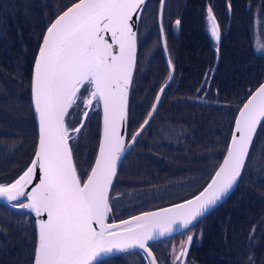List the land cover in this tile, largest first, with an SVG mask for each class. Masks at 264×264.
<instances>
[{"label": "snow or ice", "instance_id": "obj_1", "mask_svg": "<svg viewBox=\"0 0 264 264\" xmlns=\"http://www.w3.org/2000/svg\"><path fill=\"white\" fill-rule=\"evenodd\" d=\"M144 4L145 0H78L46 27L31 82L38 120L36 152L18 178L0 182V198L37 218L33 264H100L105 256L130 250H140L147 264H158L149 242L174 233L186 238L179 249L172 246L170 259L172 264H186L194 224L229 195L246 163H251L253 139L264 121V85L239 110L223 163L215 167L210 182L198 194L169 208L108 222L112 212L109 192L117 164L126 147L136 143L149 125L167 87H160L146 118L126 145L129 92L137 63L134 28ZM163 5L160 0L162 36ZM175 23L178 27L180 20ZM206 28L218 52L221 31L211 7L206 10ZM163 46L166 51V39ZM260 50L264 52V44ZM168 65L174 70L170 59ZM172 78L169 75L167 80ZM93 101L96 108L102 105L103 131L94 166L82 183L69 142L83 123L70 127L66 117L70 109L83 107L86 118Z\"/></svg>", "mask_w": 264, "mask_h": 264}, {"label": "rangeland", "instance_id": "obj_2", "mask_svg": "<svg viewBox=\"0 0 264 264\" xmlns=\"http://www.w3.org/2000/svg\"><path fill=\"white\" fill-rule=\"evenodd\" d=\"M24 1L26 0H23V2ZM159 1L160 0H151L149 2L146 9L143 11L139 25L138 43L140 47L136 73L131 89L130 107L128 108V139H130L132 134L139 128V125L143 123V120L146 118V114L154 103L158 89L166 83L165 78L168 74V70L161 56L158 24L155 21V16L150 10L151 8H155L156 3L158 5ZM170 1L172 0H167L168 4L166 3V8L164 10L165 23L172 24L173 28L177 32H180L178 31L179 27L176 26L175 21L178 18L177 15L181 12V17L185 22L183 24L181 34L185 39L190 35L192 30L194 31L196 27L202 28L199 20L204 6L207 3L213 2L217 4L220 12H222V6L227 0H206V2L200 4L198 8L194 7V0H175L177 3L174 8V13L170 10ZM230 1L236 2V0ZM70 2L71 1L69 0H64L56 4H46V17L44 18V23L46 22L45 26H47L49 20H52L51 18L54 14L56 15L60 9ZM236 4H244L246 7L250 8L255 6L257 7V1L255 0H244L240 3L236 2ZM245 8L241 13L239 11L237 12L239 15L237 20H234L232 17L229 18L226 26L221 29V38L218 45L219 51H216V56L214 54L211 61L202 63L199 71L194 76L190 84H185L189 89L184 88L183 92L180 91L171 97H169L170 91H164L165 97L159 106L158 113H156L155 117L152 118L149 125L141 133L137 143L133 146L131 151L127 153L122 163L118 165L116 180L122 178L125 180L126 178H129L130 175H133L138 182L135 185H130L129 182L125 180L122 183H119L121 184V188L119 190H117V188L116 190H111L110 196L113 197V199H111V203H114L115 207L112 208V212L109 214L108 222L120 221L136 214L137 212L151 210L157 206V204H154L155 201H158L159 204L162 205L179 199L190 198L196 190H198L202 184L206 182L207 178L205 176H208V171L210 169L211 172L215 170V167L219 163L227 148L228 136L231 130L229 129L227 133L226 127H228L229 124H220V122L223 123V121L215 115H210L208 118L200 115L201 119L206 121L204 123L209 128V137L207 139L197 141V139L188 133L191 123L190 111H204V113H207L205 109L208 110L209 107H211L209 105V101L214 104L216 103L217 106H221V104H217L218 100H211L210 95H208L210 91L207 92L204 97L200 98L199 93L195 91V87H193V85L199 80L203 71L208 66H210V70H208L209 72L206 76H210L217 81L218 75L222 73L225 68L222 64V60H226L223 59L225 55H223V52L227 47L225 44L228 43V38L232 36V32L235 33L236 38H251L253 41L249 45V51L250 58L252 59H249L248 57H246V59L250 61L252 60L253 62L257 60L260 64H264V52L260 50V45L264 44V12L256 14L253 22L249 23L252 14L251 12L244 14ZM13 12L14 10L10 8L9 13L12 16ZM256 13H258V11ZM14 15L16 18L13 20L18 19L16 21L17 24H22L23 26L27 25L26 28H31L32 24L25 23L17 12ZM217 21L221 28L220 20L217 19ZM245 24L246 26H243ZM241 29L246 32H241ZM33 33H35V31H33ZM177 36L178 35L173 36L172 49L175 56L173 59H176L177 61L178 73L179 77H181L182 65L179 59V57L181 58V54L174 46V39H177ZM207 36L211 41V46L216 50V42L210 37L208 32ZM177 41L181 40L177 39ZM22 43L27 42L20 41L18 42L19 46ZM211 46L210 50L212 49ZM14 53L15 49L11 48L9 55H14ZM200 53L201 49L198 50L197 57L200 56ZM245 53L247 54L246 51ZM246 54H244V50H241L239 53L240 58L242 59L243 56L248 55ZM27 58L29 60V56L25 57L24 62H27ZM11 61L14 60L12 59ZM12 64H15V62ZM246 69H249V67ZM83 91L84 88L81 90V95H83ZM251 91L252 89L249 91V94ZM211 93L215 94L214 92ZM7 104L10 105V103ZM231 104L232 103L230 102V105ZM95 105L96 102L94 101L92 105V109L94 110H91L84 126L81 128L79 139L78 135L75 134L76 138L73 140V158L77 167V174L80 176L81 180L86 176L85 174L88 172L89 167L94 160L97 146L100 114L99 108H96ZM13 106L16 107L15 110H12L16 113L15 116L17 117L10 119L4 113L0 118V161L2 166L0 167V181H3L1 178L8 175L10 171L18 174L19 168L26 165L30 154L33 153L32 145L33 143L35 145L37 138L35 131L34 135L31 133L32 129L29 120L30 117L33 116L32 110L27 121L22 120L19 122V116L22 114L27 117L28 109L26 106L23 108L21 102L17 99L16 102L13 103ZM226 106H228V104ZM214 108L217 110V114L220 113L222 116V111H220L217 107ZM82 109L84 108L82 107ZM80 111L81 108L79 110L75 107L72 109V112L69 115L70 125H76L81 114ZM165 111L170 113L167 116V120L169 121L166 122L164 128L157 131L156 121L160 115L159 113ZM175 118H179V123L177 125L178 127L173 129L175 124L172 121ZM11 120H15V128H4L11 127ZM163 133L165 136L159 137ZM176 134H178L180 140H177ZM27 150H29V152L25 153ZM196 157L201 158L199 163L195 160ZM254 162L255 157L251 158L250 164L246 163V165H248L245 167V170L238 182L235 197L223 206L228 205L222 208L218 214L213 215L210 221L207 215L201 219V221H204L207 224V234H215L219 228H221L222 233H227L228 247L226 253L228 255L235 256V264H264V185L256 183L257 179L260 177L255 179L252 175V170L250 168L253 166ZM127 171L129 174L128 177ZM199 173H202L203 176ZM255 187L258 191H252ZM2 205H0V229H4L6 233H10L14 237L12 240L19 249L18 253L12 255L11 259L16 261L17 258V262L21 264H26L27 262L28 264H33L35 246L32 245L30 247L26 245L29 241H25L23 235L27 232L26 227L28 225L25 224L30 217L11 209V204L7 206L2 203ZM124 207H127L129 213L127 215L122 214L124 215L122 217H117L115 214L117 209ZM251 208H254L255 210L252 211L253 209ZM215 211H218V209H215L212 212ZM250 221L251 225L250 227H247ZM254 223L257 224L254 227V229L257 227V236L253 239L250 238L249 235L244 236L242 229H245V232H248V229L250 228L251 231V227ZM34 224L35 223L32 222L34 228V238H36ZM201 229L202 227L200 226L197 232H195L193 228L192 231L195 233V236L199 237L201 235ZM185 238L186 237L184 235L177 234L176 236L162 241H157L155 244L151 243L150 245L153 244V246L157 249L164 250V252L160 255L163 264H172V260L170 259L172 246L179 249L181 241L185 240ZM236 238H238V240H236ZM159 243L163 244L164 247L157 246ZM249 249H255V255L250 258H246ZM8 250L13 251L12 246H9ZM135 253L141 254L140 252L132 251L129 254H121L122 256L119 257H127L130 254ZM195 254L196 253L192 251L187 253L186 264H198L195 263ZM208 258L210 263L220 260V257L218 256L214 257L209 255ZM117 260H110V258H108L102 260L100 264H115L118 262ZM121 264L123 263L121 262ZM220 264H226L223 258L221 259Z\"/></svg>", "mask_w": 264, "mask_h": 264}, {"label": "trees", "instance_id": "obj_3", "mask_svg": "<svg viewBox=\"0 0 264 264\" xmlns=\"http://www.w3.org/2000/svg\"><path fill=\"white\" fill-rule=\"evenodd\" d=\"M60 1H64V0H43V1L26 0L24 2L23 0H0V118L4 113L10 119H14V117H17L15 116L16 113L13 111L16 109V107L13 106V103H15L17 99L21 102L23 108L26 106L28 109L27 117H25L24 114H22L21 116H19L20 118L19 122H21L22 120H26V121L28 120L30 116V112L32 110L30 103V92H29L30 79H31V66L38 46V42L41 37V34L40 32L37 31L35 25L38 27V23H41L43 19L46 17V4H56ZM69 1L71 2L66 6H64L62 9H60L59 12L67 8L76 0H69ZM242 1L244 0H236V2L238 3ZM255 1H257V7L255 6L253 8H250V7H246L244 4L238 5L236 4V2H231L230 0H227L222 6L223 9L222 12H220L217 4L213 2L207 3L204 6L201 18L199 20L200 24L202 25V28L196 27L194 31L192 30L190 32V35L185 39L181 34L183 29V24L185 23L184 19L181 17V12H179V14L177 15L178 16L177 20H180V25L178 26L179 27L178 31L180 32H177L173 28L172 24H167L165 23L164 20V29L167 35V45L169 49L170 58L172 59L175 58L172 49L173 36L178 35L177 39L181 40V41H177V39L175 38L174 46L176 47L177 51L181 54V58L179 57V59L180 62H182L181 63L182 68H181V77L179 80L182 84L184 85L190 84L194 76L199 71L202 63L211 61L213 59L214 54L216 56V50L214 49V47L211 46V41L208 38L207 33L205 32V16H206L207 8L208 7L212 8L213 14L215 15L216 19L220 20L221 27L223 28L226 26L229 16H232L234 20H237V18L239 17L237 12L239 11L241 13L245 7L246 8L244 10V14L251 12L252 15L249 20V23L253 22L255 14H261L262 12H264V0H255ZM204 2H206V0H194V7L198 8L199 5L203 4ZM176 3L177 1L175 0H172L169 3L170 10L173 11V13ZM229 3L231 4L230 10L228 8ZM10 8L14 10L13 16L9 13ZM157 9H158L157 3L155 5V8L150 9L152 14L155 16L156 22H157ZM257 11L258 13H256ZM16 12L25 21V23L32 24L31 28H26L27 25L23 26L22 24L20 25L17 24L16 21L18 19L13 20L16 18V16L14 15L16 14ZM54 16L55 14L52 16L51 19H53ZM243 26H246V24ZM33 31H35V33H33ZM241 32L244 33L246 31L241 29ZM30 40H34L31 47L27 52L23 53L27 43H22L19 46L18 42L20 41L28 42ZM252 41L253 40L251 38L249 39H246L245 37L236 38L235 33L232 32V36L228 38V43L225 44L227 47L223 52V55L225 54L223 59L226 60H222V64L224 65L225 68L222 71V73L218 75L217 81L216 79H214L213 81L215 87L218 90L217 93L219 100L217 101V104H221V106H212V107H217L220 111H222V116L220 115V113L217 114V110L216 113L213 112V114H216L215 116L221 119L222 121L224 119L225 124H229L228 127H226L227 133L229 129L231 130L228 136V141L230 140L232 134L234 120L237 115L236 112L240 106V103L247 97V95H249V91H250L249 88L254 89L260 82L264 80V64H260V62H257V60L253 62L252 60L250 61L246 59V57L252 59L250 58V51H249L250 48L249 45L252 43ZM11 44L15 49L14 55L16 58L11 57L12 54L9 55V52L11 50ZM210 46L212 48L211 50H210ZM206 48L210 51L211 57H208L205 54ZM200 49H201L200 56L197 57V52ZM212 50L214 53L212 52ZM241 50H244V54H246L245 51L248 54V55L246 54L247 56H243L242 59L240 58L239 55ZM27 56H29V60L27 58V62H24L25 57ZM12 59L14 61L17 59V65L9 63ZM209 67L210 66H208L203 71L202 74L210 70ZM248 67L249 69H246ZM196 82L194 83L193 87L195 86ZM230 102L232 103L231 105ZM7 103H10V105ZM227 104L228 106H226ZM160 116L161 115H159L157 120H159ZM32 117H30L29 121L32 129L31 133H33L34 135L35 124L33 123L34 119ZM10 122H11V127H4V128H10V129L15 128V120H11ZM28 152L29 150H27L25 153ZM0 167H2L1 161H0ZM252 175L253 176L256 175V172L252 171ZM256 183L264 185V176L262 178L257 179ZM237 188L234 191V193L229 197V199L226 201V203L235 197L237 193ZM252 191H258V189L255 187V189H252ZM223 205H221L218 208V211H215L212 214L213 215L218 214L220 210L225 206H227L228 204L225 206ZM252 211H254V208ZM220 232H221V228H219L215 234H219ZM249 232H250V228L248 229V232H245L244 229L242 233L244 236H247ZM213 234L214 233H211L210 238L213 237ZM7 235L8 236L6 238L3 239L0 238V246H2V248H0V264H12V263L21 264L17 262L18 261L17 258L16 261L11 259L12 255L18 253L19 249L14 243H12L14 242L12 240L14 237L10 233H7ZM220 238H221L220 241H222L221 235ZM9 246H12L13 251L8 250ZM221 246H222V242H221ZM227 247L224 250L218 251L216 255L218 257L220 256L225 257L226 256L225 252H227ZM215 249L218 250L219 248L215 247ZM230 256H231V260L228 261V264H235L236 261L235 256L234 255H230ZM116 258H111L110 260H116ZM26 264H28V262Z\"/></svg>", "mask_w": 264, "mask_h": 264}, {"label": "flooded vegetation", "instance_id": "obj_4", "mask_svg": "<svg viewBox=\"0 0 264 264\" xmlns=\"http://www.w3.org/2000/svg\"><path fill=\"white\" fill-rule=\"evenodd\" d=\"M231 17L232 16H229V18H231ZM49 22H50V20L48 21L47 25L49 24ZM45 25H46V22L44 23V19H43V21L41 23H38V27L35 25V28L37 29L38 32H40L41 35L44 32V30L46 29ZM221 29H223V28L221 27L220 31H221ZM205 32H206V27H205ZM33 41L34 40H30V41L27 42L25 50H24V53L29 50V48L31 47ZM11 48H13L12 44H11ZM162 51L163 50L161 49V56H162V58L164 60ZM205 54L208 57H211L210 56V51L207 48H206ZM12 56L15 57L14 55H12ZM169 57H170V54H169ZM14 62L17 65V59ZM9 63L12 64L13 62L10 61ZM165 65H166V63H165ZM166 67H167V70H168V66L167 65H166ZM172 68L174 70H172L171 74L168 73L167 76L171 75L173 78L169 82L168 87H167V89L165 91V92L170 91L169 97L176 95L180 91L183 92L184 88L185 89H189L187 85H181L182 83L179 80L180 77H179V73H178V65H177L176 59H173V61H172ZM208 72L209 71H207L204 74H202L201 77L199 78V80L196 82V84L194 86L195 87V91H197L199 93V97L200 98L204 97L207 94V92L210 91L208 93V95H210L211 100H219L218 99V93L216 92L217 88L215 87V84L213 82L214 79L211 78L210 76H206L208 74ZM167 76H166L165 80H167ZM174 83H176V84H174ZM249 90H251V88H249ZM211 92H214L215 94H213ZM164 97H165V94L163 95V98H161L159 106H160L161 102H163ZM188 101H190V100H188ZM209 105L211 107H209L208 110L205 109V111H207V113H204V111H202V112L201 111H198V112H191L190 111L191 123H190V127H189L188 133L192 137L197 139V141H199L201 139H207L209 137V135H210L209 134V128L204 123L206 121L202 120L201 117H200V115L205 116L206 118H208L210 115H212V116L216 115V114H213V112L216 113V109L214 107H212V106H217L216 103L214 104V103L209 101ZM159 114L161 116H160L159 120H157V123H156V130L157 131L165 127L166 122L169 121V120H167V116L170 113L165 111V112H162V113H159ZM172 122L175 124V126H173V129H176L178 127L177 125L179 123V118H175ZM220 124H225L224 123V119H223V123L220 122ZM162 136L164 137L165 134L163 133L159 137H162ZM176 137H177V140H180L178 134H176ZM70 141H71V145L74 147L73 140H70ZM253 152H254V155H253ZM254 157H255V162H254L253 166L250 168V169H252V171L256 172V175H254L253 177L255 179L259 178V177L262 178L264 176V123H263V125L261 126V128L259 130V133H258V135H257V137L255 139L253 150L251 152L250 158H254ZM195 160L198 161L197 163H199L201 158H197L196 157ZM125 173H126V171H125ZM199 174L202 175V173H199ZM210 174H211V169L208 171V176H205V177L208 178L210 176ZM128 176H129V174H128V171H127V177ZM125 180H127L130 185H135L138 182V180L133 175H130L129 178H126ZM125 180L123 178L119 179V180H116L115 184L113 186V190H116V188H117V190H119L121 188V184H119V183H122ZM226 201L224 203H226ZM111 207L114 208L115 204L111 203ZM218 208H216V209H218ZM251 209H253V208H251ZM128 213H129V211H128L127 207H124V208L117 209L115 214H116L117 217H122L124 215H127ZM212 213L213 212H211L210 214L207 215L209 217V221L211 220V218L213 216ZM122 214H124V215H122ZM241 219L243 220L242 217H241ZM251 221H252V219H251ZM251 221L248 223L247 227H250ZM201 222H202V224H201ZM25 225H28V226L26 227L27 228V232L25 234H23L24 235V240L25 241H29L28 244H26V245L31 247L33 245V242H34V228H33V225H32V221L30 219H28V221L26 222ZM255 225H257V224L254 223L252 225L251 231L249 232L250 234L249 233L247 234L252 239L257 236L256 235L257 234L256 233V228L257 227L254 229ZM200 226L202 227L201 235L199 237L194 235L192 245L188 249V252L192 251V252L196 253L195 254V263H198V264H218L219 263L220 264L221 263V259L223 258L225 263L228 264V261L231 260V256L228 255L226 252H225L226 256L225 257L224 256H220V260L219 261H215L213 263L212 262L210 263L209 258H208L209 255L215 257V255H216V253L218 251L224 250L228 246L226 244V242H227V233L226 232L222 233V231H221L219 234H213V237L210 238L211 234L210 233L209 234L206 233L207 224L204 221L200 220L199 223H196L194 225V227H193L194 231L197 232L198 229L200 228ZM243 230L244 229H242V232H243ZM217 231H218V229H217ZM220 235L222 237V241H220L221 240ZM7 236L8 235L4 231V229H0V238L3 239V238H6ZM236 240H238V238H236ZM221 242H222V246H221ZM12 243H14V242H12ZM157 246L164 247V245L161 244V243L157 244ZM150 247L152 248V252H153L154 256L156 257L158 264H163V261H162V258L160 257V255H161V253L164 252V250L163 249H161V250L157 249L156 247L153 246V244ZM215 247H218L219 249L216 250ZM0 248H2V246H0ZM213 249H215V250H213ZM223 254H224V251H223ZM254 255H255V249L254 250L253 249H251V250L249 249L248 255L246 257L250 258V257H252ZM116 260L118 262H116L115 264H121V262L123 264H147V261L144 259L143 255H141L139 253L130 254L127 257H117Z\"/></svg>", "mask_w": 264, "mask_h": 264}, {"label": "water", "instance_id": "obj_5", "mask_svg": "<svg viewBox=\"0 0 264 264\" xmlns=\"http://www.w3.org/2000/svg\"><path fill=\"white\" fill-rule=\"evenodd\" d=\"M147 1L148 0H145V4L142 6L143 7V9H144V6L146 5V3H147ZM75 2H78V0L77 1H75ZM74 2V3H75ZM165 2H166V0H164V4H165ZM72 5H70L69 7H71ZM163 8H164V5H163ZM67 10V9H66ZM66 10H64V11H66ZM63 11V12H64ZM63 12H61L60 14H62ZM159 12H160V9H159ZM140 17H141V14H140ZM140 17H139V20H138V22L136 23V27L134 28V31H136L137 32V56H138V24H139V21H140ZM56 19V18H55ZM54 19V20H55ZM54 20H52V22H54ZM133 20H136V17L134 16L133 17ZM51 22V23H52ZM50 23V24H51ZM49 24V25H50ZM158 24H159V29H160V19H159V16H158ZM46 31V30H45ZM161 32V31H160ZM44 34H45V32H44ZM43 34V35H44ZM161 38H162V45H163V40H165L166 39V36H165V33H164V29H163V36L161 35ZM41 42H42V40H41ZM41 42H40V44H41ZM164 47V46H163ZM38 51V50H37ZM164 51H165V48H164ZM37 54V53H36ZM36 57V56H35ZM35 60V59H34ZM167 62H168V60H167ZM34 64V63H33ZM137 64V63H136ZM32 73H33V66H32ZM134 73H135V71H134ZM134 73H133V76H134ZM133 81V80H132ZM31 82H32V74H31ZM261 85H264V81L259 85V86H261ZM259 86L253 91V93L252 94H254L255 93V91L259 88ZM130 90H131V88H130ZM161 96H162V94L160 95V99H161ZM129 97H130V92H129ZM251 98V95L248 97V99H250ZM247 99V100H248ZM247 100L244 102V103H247ZM30 102H31V108H32V112H33V116H34V120H35V128H36V135H37V139H36V147H37V142H38V120H37V118H36V116H35V113H34V108H33V98H32V94H31V88H30ZM155 102V101H154ZM243 103V104H244ZM128 107H129V104H128ZM157 107H158V105H157ZM243 107V106H242ZM81 124V123H80ZM233 129H234V127H233ZM102 131H103V111H102V105H101V130H100V135H99V142H98V147H99V143H100V139H101V137H102ZM121 133L122 134H124V129L122 128L121 129ZM129 143V142H128ZM127 143V134H126V137H125V144L127 145L128 144ZM135 144V143H134ZM134 144H132L131 145V147H126V150H125V153H124V155H123V157H122V159H121V161L120 162H118V164H117V172H118V165H120L121 164V162H122V160L124 159V157L126 156V154L131 150V148L133 147V145ZM36 147H35V152H36ZM35 152H34V155H35ZM98 152V151H97ZM226 154V153H225ZM34 155H33V157H32V159H31V161H30V163L28 164V166L31 164V162H32V160H33V158H34ZM97 155V154H96ZM96 157V156H95ZM94 162H95V159H94V161H93V163H92V165H91V167L92 166H94ZM223 163V160H222V162H221V164ZM27 166V167H28ZM26 167V168H27ZM25 168V169H26ZM90 170H91V168H90ZM90 170L88 171V173H90ZM117 172H116V176L114 177V180H113V183H114V181H115V179H116V177H117ZM22 174V173H21ZM37 175H39V172H37ZM16 178H18V177H16ZM15 178V179H16ZM14 179V180H15ZM86 179V178H85ZM85 179H84V181H85ZM14 180H12L11 182H13ZM83 181V182H84ZM0 182H3V181H0ZM239 182V181H238ZM4 183V182H3ZM33 183H35V181L33 182ZM238 184V183H237ZM237 186V185H236ZM235 186V187H236ZM112 187H113V184H112ZM235 187H234V189H235ZM233 189V190H234ZM111 190V189H110ZM232 190V191H233ZM231 191V192H232ZM230 192V193H231ZM110 193V192H109ZM229 193V194H230ZM227 197V196H226ZM225 197V198H226ZM225 198H223V200L225 199ZM191 199V198H190ZM188 200V199H187ZM222 200V201H223ZM221 201V202H222ZM0 202L1 203H3V204H5V205H9L10 203L7 201V200H5V199H2V198H0ZM26 202V201H25ZM184 201H182V202H179V203H183ZM179 203H176V204H179ZM220 202H218V204H219ZM173 205H175V203H173V204H170V205H167V206H164V207H161V208H157V209H152V210H149V211H146V212H155V211H158V210H160V209H163V208H169V207H171V206H173ZM11 208H13L12 206H11ZM15 210H20V211H25V212H27V213H29L27 210H23V209H19V208H14ZM144 213V212H143ZM30 214V216L32 217V219H33V221H34V223H35V231H36V242H37V230H36V217L34 216V214H32V213H29ZM142 214V213H141ZM141 214H139V215H141ZM207 214V213H206ZM205 214V215H206ZM137 216V215H136ZM132 217V216H131ZM131 217H128V218H126V219H130ZM201 219V218H200ZM125 220V219H124ZM120 221H116L115 223H119ZM109 223H113V222H109ZM177 234H180V233H174L172 236H165V237H161V238H159L157 241H162V240H165V239H168V238H171V237H173V236H176ZM157 241H155V242H157ZM155 242H149L150 244L151 243H155ZM132 251H139L140 252V250H130L129 252H127V253H131ZM121 254H126V253H114V254H111V255H109V256H105V257H103V259L102 260H104V259H108V258H113V257H116V256H119V255H121Z\"/></svg>", "mask_w": 264, "mask_h": 264}, {"label": "bare ground", "instance_id": "obj_6", "mask_svg": "<svg viewBox=\"0 0 264 264\" xmlns=\"http://www.w3.org/2000/svg\"><path fill=\"white\" fill-rule=\"evenodd\" d=\"M169 49H168V45H167V50L166 51H162V53H163V57H165V56H168L169 57V51H168ZM161 100V99H160ZM94 103V102H93ZM159 105V104H158ZM238 116V113H237V115H236V117ZM236 119V118H235ZM263 123H264V121H262L261 122V125L260 126H258V128H257V133H256V137H257V135H258V133H259V130H260V128H261V126L263 125ZM233 127H234V125H233ZM233 130V129H232ZM256 137H255V139H256ZM255 139L253 140V143H252V149H253V146H254V143H255ZM70 143H71V141H70ZM252 149L250 150V153H249V156L251 155V151H252ZM247 166V165H246ZM238 187V186H237ZM236 187V188H237ZM236 188L222 201V202H220L219 204H217V206L214 208V209H211L206 215H208V214H210L213 210H215L216 208H218L220 205H222L233 193H234V191L236 190Z\"/></svg>", "mask_w": 264, "mask_h": 264}]
</instances>
